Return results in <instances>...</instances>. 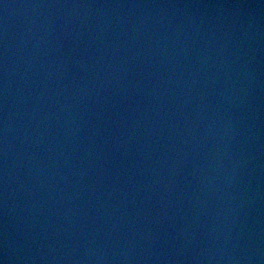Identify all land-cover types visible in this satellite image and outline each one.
I'll use <instances>...</instances> for the list:
<instances>
[{"label":"water","instance_id":"obj_1","mask_svg":"<svg viewBox=\"0 0 264 264\" xmlns=\"http://www.w3.org/2000/svg\"><path fill=\"white\" fill-rule=\"evenodd\" d=\"M0 264H264V0H0Z\"/></svg>","mask_w":264,"mask_h":264}]
</instances>
